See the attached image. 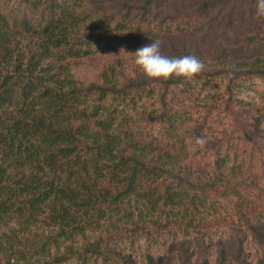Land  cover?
I'll use <instances>...</instances> for the list:
<instances>
[{
    "label": "trees",
    "instance_id": "1",
    "mask_svg": "<svg viewBox=\"0 0 264 264\" xmlns=\"http://www.w3.org/2000/svg\"><path fill=\"white\" fill-rule=\"evenodd\" d=\"M174 1L0 0V264L82 259L124 230L137 231L141 221L162 226L171 214L173 227L183 229L204 212L211 216V226L224 221L209 193L223 187L225 197L233 199L240 187L223 178L197 185L175 169L179 157L173 153L188 158L184 140L197 137L191 136L192 126L188 134L184 121L189 120L184 116L179 128L185 125L182 133L188 136L175 138L164 150L158 145L164 137L177 136L169 134L178 115L169 104L171 91L196 86L209 91L219 82L226 109H238V84L264 78V66L258 67L264 60V21L254 18L249 0L245 13L255 30L239 34L230 50L224 46L216 57L185 49L162 53L226 65H211L190 81L152 80L129 72L131 53L154 40L217 36L198 30L192 16L190 26L181 25L179 15L154 12ZM226 1L235 0L205 1L201 13ZM33 36L39 38L37 50L21 48ZM96 55L121 57L101 72L99 83L83 85L74 78L70 62ZM240 59L243 64L233 68ZM232 115L239 144L246 149L235 145L217 153L213 168L231 177L264 173L259 121ZM142 123L161 124L165 133L158 136ZM250 159L254 164L247 165ZM257 224L259 231L248 223V232L264 246V227ZM40 230L45 232L41 244L22 249V239L28 242ZM219 259L222 263L223 251ZM171 262L146 258V264Z\"/></svg>",
    "mask_w": 264,
    "mask_h": 264
},
{
    "label": "rangeland",
    "instance_id": "2",
    "mask_svg": "<svg viewBox=\"0 0 264 264\" xmlns=\"http://www.w3.org/2000/svg\"><path fill=\"white\" fill-rule=\"evenodd\" d=\"M205 1L214 2V0H175L170 6L154 11L159 12L161 17H165L168 13L179 15L178 20L181 25L191 26L192 16L195 20L197 19L198 25L195 26L198 30H206L217 35L210 40H201L202 34L196 37L168 38L161 43L162 53L185 49L202 55L209 52L208 55L216 57L222 47L225 46L230 50L240 38L239 34L255 30L256 25L248 13H245V6L249 0L226 1L225 4L216 5L214 9L203 14L201 8ZM24 43L21 48L25 46L32 52L37 50L40 42L38 37L33 36L25 39ZM120 57L119 55H96L92 58L72 61L70 62L72 74L83 85L99 83L101 72ZM203 62L206 69H209L211 65L226 66L211 60ZM241 62H243L241 59L235 60L232 67L238 68L239 64H243ZM244 62L247 63V61ZM261 66H264L263 59L258 62V67ZM127 68L129 72L133 70L142 75L135 69L132 61L128 62ZM170 96L173 99L169 104L173 106V110H178L179 116L174 114L169 134L177 133V136H169V139L164 137L158 148L164 150L163 147L169 142H174L175 138L180 140L188 136L182 133L185 132V125L184 128L179 129L180 122L185 117L189 120L184 121L190 126L188 134L192 126L193 135L191 136L207 138L208 142L202 148L197 146L193 142L195 140L190 137L186 139L187 141L184 140L189 157L184 158L181 152L173 153L179 157L176 159L175 169H180L183 174H187L190 181L197 185L203 186L223 178L230 185L240 187L237 188L239 196L233 199L225 197L223 187L209 193V200L215 202L218 212L224 216V221H220L221 225L211 226V216L206 212L201 216L195 214L194 221L188 229L173 227L172 222L176 218L172 214L169 215L168 221L162 223V226H156L153 220H145L139 223L141 228L139 227L137 231L126 229L122 234L111 237L98 253L86 254L87 257L82 256V259L76 256L69 260L54 261L52 264H146L147 257L154 261L160 258L164 262L172 260L171 264H264V246L254 240L248 232V223L255 225L258 231L261 227L257 223L264 227V173L244 172L241 176L231 177L227 172L221 173L212 166L214 155L222 153L226 148L231 149L238 145L240 149H246L239 144L240 132L233 125V113L240 116V119L258 120L259 132H261L258 140L264 143V78L245 79L238 84L235 91L238 103L235 104L238 109L235 107L226 109L224 100L227 96L224 95L223 85L219 82L209 91L200 90L199 86H196L192 91L189 88L183 91H171ZM140 127L148 131L153 130L158 136L165 133L161 124L154 127L142 123ZM165 155L161 153L159 156ZM243 157L248 158L246 154ZM250 160L252 162L245 163L254 164V161ZM168 161L170 164L173 163L170 159ZM44 236L45 232L40 230L28 238L29 243L22 239L21 248L25 249V246L29 247L30 244L36 249ZM222 251L224 260L221 263L219 253Z\"/></svg>",
    "mask_w": 264,
    "mask_h": 264
},
{
    "label": "clouds",
    "instance_id": "3",
    "mask_svg": "<svg viewBox=\"0 0 264 264\" xmlns=\"http://www.w3.org/2000/svg\"><path fill=\"white\" fill-rule=\"evenodd\" d=\"M252 8L255 19L264 21V0H252ZM125 50L123 47H121ZM133 65L147 79L168 80L172 77L192 80L206 69L205 63L195 55H184L180 57H169L161 52V41L154 40L134 52ZM204 136L196 137L194 143L199 147L207 144Z\"/></svg>",
    "mask_w": 264,
    "mask_h": 264
}]
</instances>
